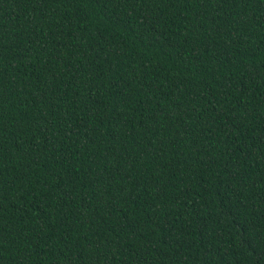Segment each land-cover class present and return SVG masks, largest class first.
Here are the masks:
<instances>
[{"label":"trees","instance_id":"16d2710c","mask_svg":"<svg viewBox=\"0 0 264 264\" xmlns=\"http://www.w3.org/2000/svg\"><path fill=\"white\" fill-rule=\"evenodd\" d=\"M0 264H264V0H0Z\"/></svg>","mask_w":264,"mask_h":264}]
</instances>
